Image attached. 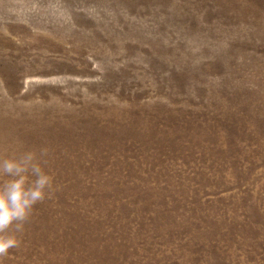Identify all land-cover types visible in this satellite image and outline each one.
Listing matches in <instances>:
<instances>
[{
    "label": "rangeland",
    "instance_id": "1",
    "mask_svg": "<svg viewBox=\"0 0 264 264\" xmlns=\"http://www.w3.org/2000/svg\"><path fill=\"white\" fill-rule=\"evenodd\" d=\"M18 174L0 264H264V0H0Z\"/></svg>",
    "mask_w": 264,
    "mask_h": 264
},
{
    "label": "clouds",
    "instance_id": "2",
    "mask_svg": "<svg viewBox=\"0 0 264 264\" xmlns=\"http://www.w3.org/2000/svg\"><path fill=\"white\" fill-rule=\"evenodd\" d=\"M9 175L11 167L5 166ZM39 190L27 191L23 187V177L10 181L0 191V228L6 227L13 220L23 218L31 204L40 199Z\"/></svg>",
    "mask_w": 264,
    "mask_h": 264
}]
</instances>
